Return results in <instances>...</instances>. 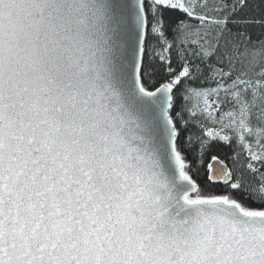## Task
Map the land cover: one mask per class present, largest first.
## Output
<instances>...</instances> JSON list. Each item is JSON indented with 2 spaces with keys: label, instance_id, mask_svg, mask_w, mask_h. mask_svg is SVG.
<instances>
[{
  "label": "snow or ice",
  "instance_id": "obj_1",
  "mask_svg": "<svg viewBox=\"0 0 264 264\" xmlns=\"http://www.w3.org/2000/svg\"><path fill=\"white\" fill-rule=\"evenodd\" d=\"M0 264H264V0H0Z\"/></svg>",
  "mask_w": 264,
  "mask_h": 264
}]
</instances>
